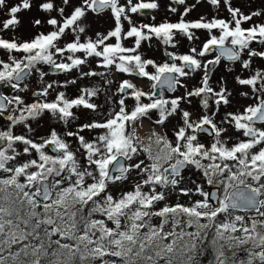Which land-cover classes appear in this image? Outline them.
<instances>
[{
    "label": "snow or ice",
    "instance_id": "obj_1",
    "mask_svg": "<svg viewBox=\"0 0 264 264\" xmlns=\"http://www.w3.org/2000/svg\"><path fill=\"white\" fill-rule=\"evenodd\" d=\"M160 11L0 0V264H264V0Z\"/></svg>",
    "mask_w": 264,
    "mask_h": 264
},
{
    "label": "rangeland",
    "instance_id": "obj_2",
    "mask_svg": "<svg viewBox=\"0 0 264 264\" xmlns=\"http://www.w3.org/2000/svg\"><path fill=\"white\" fill-rule=\"evenodd\" d=\"M192 0H189V2H191ZM160 2H161V11L157 14V17H158V20L159 19H162L165 15H166V13H165V11H164V5H166V3H167V0H160ZM196 14H195V12L193 11L191 14H190V16L188 17L189 19H191V16H195ZM173 20L174 19H176V17L175 16H172L171 17ZM203 264H208V260L206 259L205 261H203Z\"/></svg>",
    "mask_w": 264,
    "mask_h": 264
},
{
    "label": "flooded vegetation",
    "instance_id": "obj_3",
    "mask_svg": "<svg viewBox=\"0 0 264 264\" xmlns=\"http://www.w3.org/2000/svg\"><path fill=\"white\" fill-rule=\"evenodd\" d=\"M191 2H194V0H192ZM253 6H255V5H253ZM208 11H209V8L206 5L202 4V5L198 6V9L196 11H194L196 15L191 16V19L196 18L198 12L203 14V13H207ZM225 15H226V13H225ZM204 258H206V257L201 258V260L203 261Z\"/></svg>",
    "mask_w": 264,
    "mask_h": 264
},
{
    "label": "trees",
    "instance_id": "obj_4",
    "mask_svg": "<svg viewBox=\"0 0 264 264\" xmlns=\"http://www.w3.org/2000/svg\"><path fill=\"white\" fill-rule=\"evenodd\" d=\"M201 258H203V257H201ZM206 259H207V258H204L203 261H205Z\"/></svg>",
    "mask_w": 264,
    "mask_h": 264
}]
</instances>
